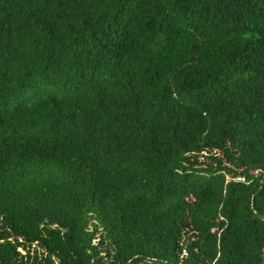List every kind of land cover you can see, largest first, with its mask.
<instances>
[{"label":"trees","instance_id":"1","mask_svg":"<svg viewBox=\"0 0 264 264\" xmlns=\"http://www.w3.org/2000/svg\"><path fill=\"white\" fill-rule=\"evenodd\" d=\"M0 264H264V0H0Z\"/></svg>","mask_w":264,"mask_h":264}]
</instances>
